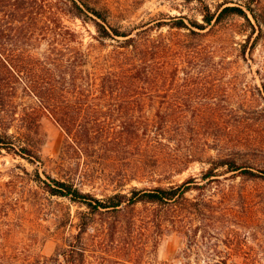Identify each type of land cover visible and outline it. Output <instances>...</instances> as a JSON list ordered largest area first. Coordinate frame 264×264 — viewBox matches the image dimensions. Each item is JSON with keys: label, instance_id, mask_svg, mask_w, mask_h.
<instances>
[{"label": "trees", "instance_id": "16d2710c", "mask_svg": "<svg viewBox=\"0 0 264 264\" xmlns=\"http://www.w3.org/2000/svg\"><path fill=\"white\" fill-rule=\"evenodd\" d=\"M185 1L200 5L202 22L180 16L172 24L151 25L155 22L152 21L128 30L110 21L109 9L99 8L89 0H0V154L7 150L38 166L43 164L41 120L50 116L65 133L62 150L54 161L62 177L47 174L44 179L38 170L35 179L43 190L86 206L93 216L108 215L117 230L124 216L135 220L133 214L139 204L158 207L151 228L161 230L162 234L154 235L153 245L161 242L165 227L171 224L186 240V246L167 260H158L156 250L147 251L151 264H239L229 261L240 252H235L217 231L214 235L206 229L207 223L214 220L212 216L223 211V203L215 200V195L192 201L187 194L198 190L205 195L207 185L220 180L216 179L221 175L219 168L247 181H264V171L256 172L247 163L229 156L211 161L202 177L206 184L190 177L170 186L135 187L131 193L119 191L104 198L85 192L79 185L98 180L108 168L118 167L128 157L136 175L146 170L156 173L157 169L182 173L195 161L205 162L194 156L171 157L170 163L161 159V155L171 154L175 148L171 141L164 143L160 138L177 123V115L183 111L160 106L150 116L145 112L147 101L155 95L162 97L167 77L172 73L163 68L166 54L180 53L173 74L181 68L188 72L191 63L187 58L193 49L187 43L176 49L170 40L173 32L154 36V30L166 25L171 30L177 29L179 35L188 30L183 36L193 41L217 31L229 19L243 18L249 33L241 43L240 56L246 58L247 52L255 51L264 40V1L227 2L217 5L215 10L206 0ZM66 17L79 19L84 25L92 23L97 30L93 38L101 47L111 40L113 49L105 55L97 50L100 45L91 43L84 49L80 33L64 24ZM44 40L49 47L41 53ZM21 93L33 103L19 115L16 100ZM16 121H19L17 131L12 133ZM24 172L31 175L27 169ZM128 180V175L122 177V181ZM246 201L245 207H254L253 199L247 196ZM9 210L5 213L9 214ZM189 218L200 220L199 225L194 227L195 222L187 221ZM89 224L83 219L80 233L86 232ZM132 242L128 243V249L136 246ZM1 257L0 264H4V251ZM84 257V248L71 242L58 257L50 259L55 264H83ZM22 258L20 264H50V259H34L29 255ZM120 264L141 263L124 260Z\"/></svg>", "mask_w": 264, "mask_h": 264}, {"label": "rangeland", "instance_id": "374dc122", "mask_svg": "<svg viewBox=\"0 0 264 264\" xmlns=\"http://www.w3.org/2000/svg\"><path fill=\"white\" fill-rule=\"evenodd\" d=\"M89 1L99 8L109 9L110 21L128 30L152 21L155 22L151 25L157 22L172 24L176 20L174 18L180 16L203 21L197 2ZM244 1L206 0L214 10L219 4ZM63 20L65 25L80 33L84 49H88L91 43L100 45L93 38L97 30L92 23L84 25L79 19L67 17ZM248 29L245 19L234 17L217 31L193 41L183 36L188 30H182L180 33L183 35H179L177 29L171 30L169 25L154 30V36L173 32L170 40L176 49L185 43L193 49L187 58L191 63L188 72L181 68L173 74L180 53L171 51L166 54L162 60L163 68L172 73L167 77L162 97L155 95L147 101L145 112L150 116H154L160 106L168 109L178 107L183 111L177 115V123L172 124L160 138L164 143L171 141L175 148L171 154L161 155V159L170 163L171 157L179 155L187 159L194 156L205 162L195 161L182 173L157 169L156 173L146 170L136 175L128 157L121 160L123 163L118 167L108 168L106 175L98 180L79 183L81 188L104 198L119 191L131 193L135 187L170 186L190 177L206 184L202 177L211 161L229 156L239 163H247L256 172L264 171V40L258 43L255 51L249 50L246 58L240 56L241 43L245 42ZM105 43V46L97 48L102 55L113 49L111 40ZM48 47L44 40L39 51L45 52ZM32 103L29 97L19 94L16 100L19 115ZM17 125L19 121L15 122L12 133L17 131ZM40 132L43 164L38 166L7 150L0 154V263L3 262L2 251L4 264H20L24 255L42 260L58 257L71 242L84 248L83 264H120L124 260L151 264L152 258L147 251L156 250L158 260L173 259L182 251L186 240L179 236V232L169 224L171 222H166L169 227H165L161 242L153 245V237L162 234L161 230L151 228L152 217L159 213L154 205L139 204L133 214L135 220L124 216L117 230L110 224L112 221L108 215L93 216L86 206L43 190L35 179L38 170L44 179H47V174L62 177L54 161L62 150L65 133L50 116L42 118ZM25 169L31 175H26ZM218 171L221 175L216 179L220 180L208 184L206 192H203L205 195L193 190L187 196L197 201L215 195V200L223 203V211L212 216L214 220L207 223L206 229L214 235L219 233L235 252H240L239 256L230 259V263L264 264V181H247L243 176L235 177V173H225L224 168ZM110 173L111 177H108ZM124 175H128L130 180L122 181ZM247 196L253 199L254 207H245ZM8 209L9 214H6ZM83 219L90 224L86 232L80 233ZM187 221H194V227L200 223L197 218ZM130 241H134L132 243L136 246L131 245L128 249ZM140 248L145 251H138ZM7 251L10 252L8 255L5 254ZM49 262L57 263L53 259Z\"/></svg>", "mask_w": 264, "mask_h": 264}]
</instances>
